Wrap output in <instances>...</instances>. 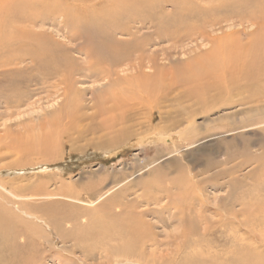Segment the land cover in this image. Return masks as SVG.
Segmentation results:
<instances>
[{
    "label": "rangeland",
    "instance_id": "rangeland-1",
    "mask_svg": "<svg viewBox=\"0 0 264 264\" xmlns=\"http://www.w3.org/2000/svg\"><path fill=\"white\" fill-rule=\"evenodd\" d=\"M247 1L252 2L255 0ZM164 9L166 14H173L171 6L165 5ZM201 31L200 34L195 31L192 32L187 39L181 42L182 44H175L176 42L172 41L166 42L163 40L164 38L157 44H149L145 48V53L142 55L143 58L137 57L134 58L135 60L132 58L124 62V65H119L116 67L117 69L113 70V77L110 80L75 76L77 80H75V84L72 83L74 85L72 90L79 93L78 101L71 102L72 94L66 89L67 87L65 88L63 85H54V87L47 85L44 86L43 90L38 89L35 92L33 91L35 88H31L34 94L32 92L30 97L32 96L33 98L31 97L30 99L29 97L18 108L5 109L4 105H1V137L5 136L7 131L12 134L18 133L21 136L23 135L21 133H24V126L29 125L31 128L27 127L28 129L26 130L34 129L33 133L35 132V135L33 134L32 136L36 138L40 136L41 132L36 135L37 131H40V126L45 125L46 129L56 130L52 137L54 136L53 138H55L57 135L58 140H53L51 149L53 150V147L57 145L58 149L56 151L59 155L57 158L54 157V162L48 163L49 166H36L37 163L41 162L38 157L41 155L31 154L25 157L17 154L15 156L0 147V168L4 169L3 167L12 166L11 168L15 169L1 172L0 193L13 198L11 187L27 188L25 194L41 190L43 195L34 197V201H32L40 209L42 205L57 206L62 201L60 203V205L62 204L61 208L65 207L64 204H70L90 209L89 212H92L93 209L99 207L98 205L109 200L110 196H114L119 192L123 203L139 202L138 200H140L138 211L148 212L145 220L151 224V236L154 237L155 245L145 247L142 252L143 264H237L235 258H239L240 248L234 244L227 243L224 238L218 235L217 231H221L222 228L216 227V230H210V225L218 221L217 212L224 208L226 201L230 202L235 198L239 199L252 185H250L251 182L247 176L252 173L255 165L241 166L239 172L235 175L238 180L240 179L239 186L230 185V178L225 176L214 181L220 170V168H215V166L220 160L232 157L233 152L236 151L239 155L242 152L244 159L250 156L262 155L264 151V111H262L264 108V97L262 96L263 93H261L262 91L264 92V73L261 78L257 79V82H250L246 74L249 72L255 73L257 71L256 68L254 70L251 68L252 71L249 72L246 69L243 70L237 81H234L233 77L229 76H233L231 73L226 72L229 68L227 63L244 60L243 53L253 44L252 42H256L252 39V32L256 33L258 30L256 25L249 22L246 23L245 20L240 21L237 18L221 20L220 18L209 26L206 24L202 26ZM204 33L208 37L201 36ZM261 33L264 34V30H261ZM225 35H231L230 37H232L234 43H228L227 46L223 45V52L232 50L231 54L233 56L232 58L226 57L227 63L221 62V67L223 65L225 68L222 70L220 67L216 68V72L212 73L213 60L209 61V58L206 59L207 61L198 63L195 58L212 50L213 44H210V39L220 38ZM120 39H123V37ZM70 55L73 59H77L79 63L84 59V57L76 53H70ZM144 56H147V58ZM149 58H152V60ZM188 62L200 69V76L202 77H198L199 81L194 80L192 81L193 84L190 82L188 86L181 84L175 87L174 84L175 88L169 87V85H172L174 76L172 70L174 69L178 73L186 72L188 69H186L185 65ZM218 63L220 61L217 62V65ZM201 64L208 68L200 67ZM244 64L245 62H243ZM158 68L160 69V74L156 73L157 78H154L157 85L156 87L150 85L152 88L157 89L158 93L150 88L153 92L148 94L144 92L135 77H143L142 75L144 77L151 76L157 71L155 69ZM170 71L172 74H170ZM217 79L223 80L224 84L218 85ZM117 81L118 83L116 84L115 82ZM50 83H53V81H50ZM145 83H150V81ZM50 90L51 92H49ZM105 90L107 91L106 93ZM165 90L168 91L165 92ZM190 90L192 91L190 92ZM0 91L2 93V89ZM184 94L187 97H183ZM253 95H255L254 99ZM64 97L67 98L65 99ZM132 98L135 101H131ZM155 104H158L157 110L152 108ZM99 108L101 109L99 110ZM102 111L104 112L101 114ZM150 112H152L151 115ZM66 114L69 116H65ZM147 118L149 119V125L147 124ZM234 118L236 122L239 119V123L243 126L238 130L237 135L227 133L226 136L220 137L215 143L202 145L196 142L189 144L190 141H194L196 138L195 127L202 130L201 133L198 132V134L200 133L198 138L220 136L222 135V128H227L228 130ZM54 120H56L55 124H53ZM109 120L119 124L114 130L121 129V131L108 137L103 134L105 133L104 131L101 132L99 129H102L105 126L103 123H108ZM156 127H162L165 132L162 129L160 137L156 138L155 136V138H152L155 135L152 129ZM148 128H151V130ZM120 134L126 137L122 142L112 140L113 138H119ZM99 148H102V150ZM114 148L116 150H112ZM52 150L47 153L46 157L53 155ZM23 163L29 164V166L17 171L18 165H23ZM231 165V162H229L225 169H228ZM178 167H180V171L183 170L185 172L188 168H192V173H194L196 178L194 181L198 184V187L200 186L197 189L199 191L192 198V203L196 208L195 214L199 215V217L197 216L193 219L195 221L204 220V222H197L189 230L181 228V225L171 218L170 213H176L174 210H168L163 212L162 215H158L162 207L168 202L166 196L160 193L155 194L152 190L144 192L147 183L150 180L153 181L155 177L158 182L163 178L170 180L176 177H183L185 174H179L177 171ZM205 167L207 173L201 175L200 171H203L202 169ZM219 184L224 185L218 189L216 185ZM175 189L172 190L173 193L174 191L177 192V188ZM183 189L185 193L186 190L189 192V189L184 186ZM229 191L232 194H229ZM57 192L62 194L60 195L61 198ZM42 193L39 192L37 195ZM53 195L55 198L58 197L55 199ZM189 196L192 195L190 194ZM59 198L62 200L58 201L57 199ZM19 199L26 198L20 197ZM156 199L159 201L154 203ZM234 209L237 210L238 207ZM201 210L204 211L201 212ZM149 211L152 212V215H149ZM160 217L162 222L158 219ZM238 220L242 221L243 219L240 218ZM38 223L41 224L40 222ZM38 227L43 235H49V230L46 226L40 225ZM34 230L36 231L37 227H34ZM29 235L31 236V233ZM224 235L228 241L231 240L225 231ZM251 236L256 238L260 237V234H251ZM50 237L51 240L39 238L40 242L44 243L41 245L43 250L39 247L40 245L35 243L36 251L39 249L37 251L39 256L37 255L38 257L36 256L35 260L32 259V263L34 261L37 262H34L35 264L66 263L63 261L64 258H62L60 251L69 246V244L63 245L57 239H52L55 236ZM24 239L26 243L29 241L26 238ZM25 242L19 240L18 243L25 244ZM260 250L261 248L257 251ZM74 257L81 259L78 253ZM74 264L81 263L77 261ZM86 264H107V262L100 260L99 262Z\"/></svg>",
    "mask_w": 264,
    "mask_h": 264
},
{
    "label": "bare ground",
    "instance_id": "bare-ground-1",
    "mask_svg": "<svg viewBox=\"0 0 264 264\" xmlns=\"http://www.w3.org/2000/svg\"><path fill=\"white\" fill-rule=\"evenodd\" d=\"M165 5L172 7L173 14L165 13ZM263 8L264 0L252 2L247 0H0V89H2V93L0 91V106L4 105L5 109L18 108L27 101L33 91L43 90L44 86L47 85L67 87L66 89L72 94L71 102L78 101L79 93L72 90V86H74L72 83L77 80L75 76L110 80L116 67L132 58L142 57L145 48L149 44H157L163 38L166 42L181 43L192 32L195 31L200 34L202 26L205 24L209 26L220 18L221 20L237 18L240 21L245 20L246 23L256 25L258 31L256 33L252 32V39L256 42H252L253 44L243 53L244 60L233 61L229 64L226 57L232 58L233 54L231 53L233 51L223 52L222 46L234 43V40L230 37L231 35L213 38L210 39V44H213L212 50L205 55L196 57L195 61L199 63L207 61L206 59L209 58V61L213 60L212 73L216 72V68L220 67L221 70L225 68L223 65L221 67L222 61H224L229 65L228 69L226 67V72L231 73L233 76L224 73L233 77L234 81H237L243 70L246 69L249 72L256 68L255 73L249 72L246 77L249 78L250 82H257V79L261 78L264 73V34H260V31L264 30ZM201 36L208 37L205 33ZM121 37L123 39H120ZM252 39L250 38V40ZM70 53H76L84 59L79 63L77 59L71 57ZM149 59L152 60V58ZM218 61L220 63L217 65ZM243 62H245L244 65ZM206 65L210 67L207 63ZM207 66L200 65L203 68H208ZM185 67L188 69L186 72L178 73L176 70H172L174 76L172 85H169V87H174V84L175 87L181 84L188 86L190 82L199 81L198 77H202L200 76V69L192 66L190 62ZM155 70L157 71L151 76L135 77L144 92L148 94L154 90L157 92V89L150 86L156 87L157 85L154 78H157L156 73L160 74V69ZM172 72L170 71V74ZM50 81H53V83H50ZM149 81L153 84L145 83ZM217 81L218 85L224 84L223 80L217 79ZM115 83L117 84L118 81ZM31 88L35 89L31 91ZM167 91L165 90V92ZM261 93L264 97V92ZM183 97H187V95L184 94ZM134 98L131 101H135ZM254 98L255 95H253ZM139 100L141 101V99ZM112 102L114 101L112 100ZM157 106L158 104H155L152 108L157 110ZM262 111H264V108ZM151 114L152 112H150ZM65 116L69 115L66 114ZM160 119L162 120L161 116ZM47 121L49 120L47 119ZM53 122L55 124L56 120ZM147 124L149 125L148 118ZM103 125L105 126L99 131H104L103 134L108 137L121 131V129L114 130L119 124L111 120L108 123H103ZM230 125L231 127L228 130L221 127L223 130L222 135L206 138H198L202 130L195 127L196 138L194 141H190L189 144L196 142L202 145L215 143L220 137L226 136L227 133L237 135L238 130L243 127L239 123V119L236 122L235 118L232 119ZM27 127L31 128L29 125L24 126V133L22 132L23 135L21 136L18 133L5 132V136H0V147L15 156L17 154L25 157L31 154L41 155L38 156L41 162L37 163L36 166H49L48 163L54 162L59 155L56 151L58 149L57 145L53 147V150L51 149L53 140H58L57 135L55 138L52 137L56 130L46 129L45 125L40 126V131H37L36 134L38 135V132H41L40 136L35 138L32 136L35 133H33L34 129L26 130ZM148 129L151 130V128ZM162 129V127L152 129L155 134L152 138H155V136L156 138L160 137ZM198 132L200 133L198 134ZM124 138L126 137L120 134L119 138H113L112 140L122 142ZM188 140L190 139L188 138ZM99 149L102 150V148ZM51 150L53 155L46 157ZM229 162L232 164L231 167L225 169ZM248 164L255 165L252 173L247 176L251 182L250 185H252L249 186L247 191L245 190L246 192L239 199L235 198L230 202L225 200L224 208L217 212L218 221L210 225V230H216V227L222 228L221 231H217L218 235L224 238L227 243L240 248L239 258H235L237 264H264V151L262 155L250 156L246 159H244L242 152H240V155L237 151L233 152L232 157L220 160L216 164L215 168H220V170L218 169L219 172L214 181L225 176L230 178V185L239 186L240 179L238 180L235 175L242 165ZM18 166L17 171L29 166V164L23 163V165ZM11 167L0 168V174L1 172L15 170ZM179 168H177V171L179 174L184 173L183 177L170 180L163 178L159 182L156 177L153 178L155 182L149 179L150 182L145 186L144 192L152 190L155 194L160 193L166 196L168 202L162 207L158 215L160 216L168 210H174L176 213H170L171 218L176 220L181 228L189 230L197 222H204V220L195 221L193 219L199 217L195 214L196 208L192 203V198L197 194L199 191L197 189L200 186L198 187V184L194 181L196 178L192 173V168L187 169L186 167V172L180 171ZM202 170L200 171L201 175L207 173L206 167ZM203 182L205 183V181ZM154 185L156 186L153 187ZM223 185L216 186L220 189ZM183 186L188 188L189 192L186 190L185 193ZM229 187L232 188L233 186ZM175 188H177V192L174 191L173 193L172 190ZM11 189L13 198L0 193V264L37 263L31 261L32 259L35 260L38 255L37 251L39 249L36 251L35 243L41 247L44 243L40 242L39 238L48 240L51 238L50 236H55L52 239H57L63 245L69 244L60 251L62 258H64L63 261L66 262L65 264H74L77 261L86 264L99 262L100 260H105L107 264H143L142 252L145 247L155 245L154 237L151 236V224L145 220L148 212L138 211L140 200H138L139 202L123 203L120 197L121 194L118 192L114 196H110L111 198H108L109 200L106 202L98 205L99 207L93 209L92 212H89L90 209H84L77 205L64 204L65 207L61 208L62 199L60 200V195L62 194L57 192L60 197L57 200L61 202L57 203V206L42 205L40 209L32 201H34V197L43 195L41 190L25 194L27 188L11 187ZM230 191L229 194H232ZM39 192L42 194L37 195ZM190 194L192 196H189ZM47 195L49 196V194ZM20 197L26 199H19ZM158 201L156 199L154 203ZM203 207L205 206L203 205ZM235 207H238V209L235 210ZM203 211L201 210V212ZM149 215H152L151 211H149ZM240 218L243 220H238ZM158 219L162 222L161 217ZM40 225L48 228L49 235L42 234L41 229L38 227ZM34 227H37L36 231ZM224 231L231 240H227ZM30 233L32 237L29 235ZM256 233H259L260 237L253 238L251 234ZM24 238L30 242L27 241L26 243ZM36 238L38 239L35 240ZM19 240H23L25 244L18 243ZM260 248L261 250L257 251ZM77 253L81 256V259L74 257Z\"/></svg>",
    "mask_w": 264,
    "mask_h": 264
}]
</instances>
